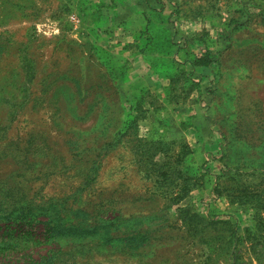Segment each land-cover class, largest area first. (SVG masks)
Returning <instances> with one entry per match:
<instances>
[{
    "label": "rangeland",
    "instance_id": "obj_1",
    "mask_svg": "<svg viewBox=\"0 0 264 264\" xmlns=\"http://www.w3.org/2000/svg\"><path fill=\"white\" fill-rule=\"evenodd\" d=\"M89 2L0 0V264H264V0H171L161 94Z\"/></svg>",
    "mask_w": 264,
    "mask_h": 264
},
{
    "label": "crops",
    "instance_id": "obj_2",
    "mask_svg": "<svg viewBox=\"0 0 264 264\" xmlns=\"http://www.w3.org/2000/svg\"><path fill=\"white\" fill-rule=\"evenodd\" d=\"M169 2L171 0H90L87 12L92 39L112 50V54H115L114 50L117 49L123 51L135 48L138 51L134 57L136 71L145 70L135 87L146 85L160 94L166 88L165 79H168L170 74L164 76L158 64L167 61L164 57L175 59L180 51L176 32L170 30L174 20L171 14H167ZM163 16L165 18H162ZM159 20L165 25L164 28H167L163 33L150 30ZM175 63L173 60V64ZM172 65H168L166 69L171 70ZM197 107V111H193L184 125L181 116L176 117L179 119L178 123L181 121L179 129L173 128L169 137L175 140L182 136L188 146L200 151L202 155L211 154L217 151L219 146L217 134L212 129L209 115L204 109L201 110L199 105ZM177 108L175 113L173 110L174 117L178 112L182 115L185 110V107L183 110H180L181 106Z\"/></svg>",
    "mask_w": 264,
    "mask_h": 264
}]
</instances>
